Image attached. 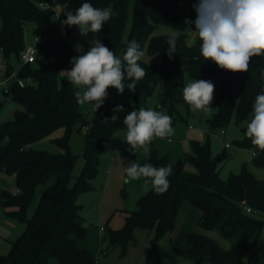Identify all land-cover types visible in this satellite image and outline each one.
Wrapping results in <instances>:
<instances>
[{
	"label": "trees",
	"instance_id": "1",
	"mask_svg": "<svg viewBox=\"0 0 264 264\" xmlns=\"http://www.w3.org/2000/svg\"><path fill=\"white\" fill-rule=\"evenodd\" d=\"M55 0H0V55L6 61L4 78L14 71L9 62L18 60L25 48V28L32 25L33 35L46 36L37 46L38 56L33 64L21 65L16 71L18 79L30 78L32 86L11 84L8 93H1L0 110L10 101L17 106L12 118L0 123V176L13 177L15 192H0V207L12 209L10 219L20 222L24 229L11 243L6 255H0V264H96L97 259L78 241L85 238L87 229L81 221L77 198L93 190L91 181L96 176L104 143L114 130H127L125 116L134 106L120 103L117 89L109 88L101 106L102 113L86 121L78 111V101L73 85L61 73L70 70L73 49L69 36L73 26L62 23L68 11L73 12L83 3L112 10V17L100 31V41L113 53L122 57L128 43L135 40L140 50L158 54L160 65L138 63L146 75L137 81L136 90L130 91L135 100L145 99L158 85L159 106L172 114L182 103V86L187 74L193 80L211 81L214 86L216 112L208 119L209 130L224 129L230 119L241 126L239 148L251 151L252 164L264 169V151L254 146L245 135L247 124L253 116L255 98L264 90V55L250 60L246 73H232L220 69L200 55V41L196 36L187 43L186 19L178 14L183 0H133L131 26L126 41H122L131 0H67L58 21L64 35L51 23L53 12L41 10L39 3L52 4ZM171 28L176 35V52L169 59L166 50L170 34H155L158 28ZM92 36L93 33H89ZM92 44H86L85 52ZM132 81H123L125 88ZM118 105L123 111H113ZM117 117L112 120V116ZM63 134L51 140L60 153L37 151L30 147L57 129ZM74 128L85 130L84 165L80 176L71 184L76 157L70 152L68 139ZM5 137L9 140L5 143ZM146 163L155 167L171 165L168 177L170 186L163 194L149 190L136 202L134 211L126 212L119 230L108 231L109 247H125L133 240V231L140 228L153 233L150 242L165 237L171 240L177 220L185 204L199 212L197 226L204 231H214L230 242L223 248L213 238L191 232L185 237L182 248L176 253L184 260L207 264H264V180L255 179L242 166L239 174H230L227 180L219 177L223 163L230 159L225 151L212 156L210 142H190L191 153L172 162L157 156L155 147L148 145ZM226 149V148H225ZM193 172L185 169L186 165ZM36 206L28 217V210L35 200ZM250 209L247 213L244 207ZM104 230V229H103ZM102 240H107L106 237Z\"/></svg>",
	"mask_w": 264,
	"mask_h": 264
},
{
	"label": "rangeland",
	"instance_id": "2",
	"mask_svg": "<svg viewBox=\"0 0 264 264\" xmlns=\"http://www.w3.org/2000/svg\"><path fill=\"white\" fill-rule=\"evenodd\" d=\"M66 1L55 0L52 3L53 16L51 23L53 28L58 30L59 33L62 32V26L58 21V14ZM195 3L197 1H183L190 15H197L193 7ZM132 6L133 0L130 1L129 15L122 35V41H126L130 31ZM178 14L185 19L179 10ZM191 29L187 27V33L192 32L190 31ZM100 33V31L93 33L92 36L81 35L78 27L74 25L69 36L73 56L75 57L85 52L86 44H92V41L95 39L100 40ZM173 33L178 34L177 31L171 28L160 27L155 31V34L172 35ZM24 36L25 49L30 50L33 45L32 25L25 28ZM190 37H193V35ZM187 42L189 43V40ZM78 45L82 46V51H77ZM142 51L144 52V56L141 59L143 62L157 67L160 65L161 60L158 54H149L145 47ZM9 62L13 66L14 71H17L22 65L19 59L15 58H11ZM61 76L65 77L66 75L61 73ZM3 78L4 70L0 64V82ZM191 81L194 80L186 74L181 91L182 99L183 88ZM73 90L75 93L77 89L73 86ZM2 98L3 96L0 92V100ZM119 102L132 105L137 110L140 107H144L145 109L160 111L172 118L173 134L170 137L154 138L152 140L157 156L167 157L171 161L179 160V158L182 159L185 155L191 153L190 142L192 140L198 141L201 144L209 140L212 156H216L223 151L230 155V159L223 163L219 170V177L222 180H227L230 174H239L243 165H246L247 172L255 179L264 180V169L257 168L252 164V152L239 148L236 145V142L242 138L241 126L236 125L231 118L224 129L209 130L208 119L216 112L214 99L210 105V111H193L183 99L182 103L177 106L176 111L170 114L166 107L159 106L157 85L149 96L145 99L139 98L138 100L134 99L130 90L126 87L119 97ZM14 107L15 104L10 101L3 105L0 110V123L12 118ZM78 111L86 121H91L97 114L102 113L101 107L97 111H94L90 103H78ZM126 131L122 128L115 129L111 137L104 143L96 176L91 181L93 190L81 193L77 198V204L81 206L79 216L87 229L85 238L78 241V246L89 251L97 259L96 264H207L184 260L176 253L175 250L182 248L185 244V234L191 232L203 233L215 239L223 248H229L230 242L221 238L216 232L204 231L197 226L199 212L189 204H185L182 207L175 229L171 234V240L165 237L159 242L152 244L150 239L153 233L136 228L133 231V240L125 247L108 248V231L121 229L126 212L134 211L137 200L146 194L143 193L142 189L144 180H131L125 172L126 167L131 162L139 164L145 163L147 160V154L142 149L138 148L134 152L130 151V146L126 142ZM220 131L224 132L223 136H219ZM62 134L63 131L59 128L49 136L32 143L30 147L37 151L53 154L60 153L61 150L53 145L51 140L60 137ZM225 142L230 145L227 149L224 148ZM68 143L70 152L77 158L71 178V184H73L80 176L84 165L85 140L82 130L74 128L70 133ZM185 169L188 172L194 171L188 164L185 166ZM4 177L11 179V181L5 180ZM0 181H2L0 192L2 190L11 193L15 192L16 189L12 176L1 175ZM38 194L37 191L35 200L28 210V217L31 216L35 209ZM12 211V209L3 210L0 207V255H6L9 252L11 243L20 236L24 229L22 223L10 219L7 215V213ZM188 211H192L193 214ZM100 228L104 229L102 233L100 232ZM177 234H179L178 238L176 237ZM104 237L107 240H102ZM261 238L264 239V232H262Z\"/></svg>",
	"mask_w": 264,
	"mask_h": 264
},
{
	"label": "clouds",
	"instance_id": "3",
	"mask_svg": "<svg viewBox=\"0 0 264 264\" xmlns=\"http://www.w3.org/2000/svg\"><path fill=\"white\" fill-rule=\"evenodd\" d=\"M197 17L194 21L195 34L200 41L199 52L204 60H210L220 69L232 73H246L254 56L264 55V0H197L193 5ZM111 8L100 9L90 3H83L76 11H68L63 24L77 26L81 35L98 33L112 17ZM176 34L168 39L166 50L169 59L176 52ZM82 51V46H77ZM144 52L133 40L128 43L122 57L99 39L92 41L86 52L71 59L72 67L64 73L77 90L74 95L80 104L90 103L97 111L108 96L107 89L115 88L123 93L125 74L132 82L127 88L136 90L137 81L146 75L138 63ZM215 86L211 81L198 79L183 88V99L193 111H210L214 99ZM118 105L115 113L123 111ZM253 116L247 124L245 135L252 144L264 151V90L255 98ZM112 120H116L115 115ZM126 142L130 151L142 149L146 154L148 145L154 138H166L173 134L172 118L163 112L140 107L130 111L124 118ZM5 143L9 138L5 137ZM131 180H144L143 191L150 189L163 194L170 186L168 177L172 174L171 165L155 167L152 164L140 165L131 162L125 169Z\"/></svg>",
	"mask_w": 264,
	"mask_h": 264
},
{
	"label": "built area",
	"instance_id": "4",
	"mask_svg": "<svg viewBox=\"0 0 264 264\" xmlns=\"http://www.w3.org/2000/svg\"><path fill=\"white\" fill-rule=\"evenodd\" d=\"M180 5V3H179ZM39 9L41 10H50L52 11V4H47V3H39L36 5ZM196 18H187L186 19V22H187V25L194 29L195 30V24H194V21H195ZM62 36L64 35V30L62 28V32H61ZM47 39L46 36H43V37H40V36H37V35H33V45L31 46L30 50H26L25 48L19 53V61L22 63V65H30V64H33L35 62V59L36 57L38 56V48L37 46L39 44H42L45 40ZM0 64L2 66V69L5 71L6 69V61L5 59H3V57L0 55ZM15 81L18 82V84L20 86H32V81L30 78H26V79H18L16 77V71H13L9 77L7 78H3V80L0 82V92L1 93H8L9 92V89H10V86L12 83H14ZM224 135V132L223 131H220V134L219 136H223ZM229 144L228 143H225V148H229ZM252 156H254L253 153H251ZM245 211L247 213L250 212V209L243 206ZM104 230L102 228H100V232L102 233Z\"/></svg>",
	"mask_w": 264,
	"mask_h": 264
},
{
	"label": "crops",
	"instance_id": "5",
	"mask_svg": "<svg viewBox=\"0 0 264 264\" xmlns=\"http://www.w3.org/2000/svg\"><path fill=\"white\" fill-rule=\"evenodd\" d=\"M184 1V0H183ZM183 1H182V3L179 5V8H178V10H179V12H181V14L185 17V19H187V18H196L197 17V15H195V14H192V15H190L189 13L190 12H188L187 11V6H184V4H183ZM194 2L195 1H197V0H193ZM190 31H192V32H188L187 33V41L189 40V43L188 44H192L194 41H195V39H196V34H195V30L194 29H191ZM191 35H193V37H190ZM17 108V106H15L14 107V110ZM13 110V111H14ZM226 143V142H225ZM150 145H153V142L151 141L150 142ZM224 148H225V144H224ZM146 159H147V157H146ZM180 159V158H179ZM175 161H177V160H175ZM175 161H172V162H175ZM108 173V172H107ZM5 178V177H4ZM4 180V179H3ZM2 180V181H3ZM5 180H7V181H11V179H8V178H5ZM2 181H0V186L2 185ZM14 182V181H13ZM143 189V188H142ZM143 193H145V192H143ZM190 205V204H189ZM191 206V205H190ZM194 208V207H193ZM187 210H188V207H187ZM188 212H191V214H193V212L192 211H188ZM188 234V233H187ZM187 234H185V237H186V235ZM178 236H179V234H177L176 235V237L178 238ZM173 238V237H172Z\"/></svg>",
	"mask_w": 264,
	"mask_h": 264
},
{
	"label": "water",
	"instance_id": "6",
	"mask_svg": "<svg viewBox=\"0 0 264 264\" xmlns=\"http://www.w3.org/2000/svg\"><path fill=\"white\" fill-rule=\"evenodd\" d=\"M82 133H83V135H84L85 131H84V130H82Z\"/></svg>",
	"mask_w": 264,
	"mask_h": 264
}]
</instances>
